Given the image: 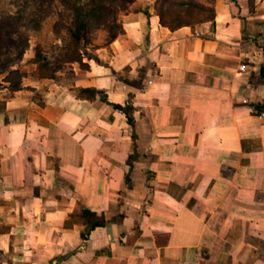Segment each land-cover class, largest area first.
<instances>
[{"label":"crops","instance_id":"1","mask_svg":"<svg viewBox=\"0 0 264 264\" xmlns=\"http://www.w3.org/2000/svg\"><path fill=\"white\" fill-rule=\"evenodd\" d=\"M158 1L86 68L0 79V264H264V0L173 31Z\"/></svg>","mask_w":264,"mask_h":264},{"label":"rangeland","instance_id":"2","mask_svg":"<svg viewBox=\"0 0 264 264\" xmlns=\"http://www.w3.org/2000/svg\"><path fill=\"white\" fill-rule=\"evenodd\" d=\"M71 1L86 11L99 2V0ZM103 2L105 11L89 21L88 35L91 46L88 49L108 43L110 35L120 30L121 17L125 12L133 9L135 0H103ZM10 18L16 20L15 26H10L9 30L4 32L6 37L0 38V61L9 58L12 63L0 76L2 81L10 71L17 70L20 74L25 73L26 70L31 71L30 64L35 66L33 62L36 59V51L47 55L50 61H53V57L57 54L56 47L63 46L61 41L64 34L63 25L71 23L74 14L71 8L65 6L64 0H0V23L7 22ZM22 49L24 53L17 61L16 54ZM66 66L68 65L60 71Z\"/></svg>","mask_w":264,"mask_h":264},{"label":"trees","instance_id":"3","mask_svg":"<svg viewBox=\"0 0 264 264\" xmlns=\"http://www.w3.org/2000/svg\"><path fill=\"white\" fill-rule=\"evenodd\" d=\"M64 2L66 7L71 8L74 14V20L71 23H65L63 25L64 34L61 37L63 46L56 47L57 54L53 57V61H50L47 55H42L39 51H36V59L33 62L36 66L33 76L36 78L54 79L55 74L65 65L78 64L79 67L86 68L82 60L83 51L91 46V39L88 35L89 21L95 19L96 16L105 11L104 2L103 0H99L94 7H91L87 11L78 7L71 0H64ZM212 3L213 0H159L156 5V13L161 26L173 31L184 26H195L205 22H212L214 20ZM133 5L134 7L130 9L131 11L139 10L136 2ZM127 13L125 12L123 15ZM111 14L114 17V12ZM15 21L14 18H10L9 21L0 23V38L6 37L4 32L8 31L10 26H15ZM114 26L117 27V25ZM119 34H121V28L119 31L113 32L110 35L108 43L104 46H107ZM23 50L16 54L17 61L22 57ZM11 63L12 61L9 58L0 61V76L5 70L10 68ZM26 76V73L20 74L17 70H14L10 71L3 78V83L8 85L9 94L20 90L22 80ZM261 76L264 79V69L261 71ZM83 92L85 91H81V93ZM69 220L71 224L85 226L87 232L97 227H103L106 224L101 216H97L89 210H83L80 214H73L69 217Z\"/></svg>","mask_w":264,"mask_h":264},{"label":"built area","instance_id":"4","mask_svg":"<svg viewBox=\"0 0 264 264\" xmlns=\"http://www.w3.org/2000/svg\"><path fill=\"white\" fill-rule=\"evenodd\" d=\"M240 69H241V70H243V69H244V67L242 66Z\"/></svg>","mask_w":264,"mask_h":264}]
</instances>
